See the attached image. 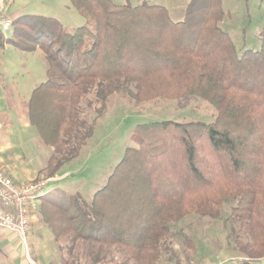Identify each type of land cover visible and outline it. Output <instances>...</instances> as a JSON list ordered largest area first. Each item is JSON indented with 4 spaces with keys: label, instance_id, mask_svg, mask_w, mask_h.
Listing matches in <instances>:
<instances>
[{
    "label": "trees",
    "instance_id": "trees-1",
    "mask_svg": "<svg viewBox=\"0 0 264 264\" xmlns=\"http://www.w3.org/2000/svg\"><path fill=\"white\" fill-rule=\"evenodd\" d=\"M69 1L84 24L69 29L55 17L24 14L12 20L9 37L0 31V46L39 49L47 61L29 110L46 146H68L51 175L92 135L82 116L88 93L102 107L130 86L142 101L196 96L217 115L138 124L137 146L126 148L90 200L48 190L41 199L62 194L64 219L52 225L54 237L120 246L136 252L131 264H156L176 223L192 214L222 219L232 202L227 221L246 238L237 242V264H264V30L259 49L239 53L220 24L223 0H192L180 21L159 4Z\"/></svg>",
    "mask_w": 264,
    "mask_h": 264
},
{
    "label": "rangeland",
    "instance_id": "rangeland-1",
    "mask_svg": "<svg viewBox=\"0 0 264 264\" xmlns=\"http://www.w3.org/2000/svg\"><path fill=\"white\" fill-rule=\"evenodd\" d=\"M113 1L118 4L163 5L173 20L180 21L192 0ZM223 7L226 15L220 24L231 36L237 51L241 53L246 49H259L262 44L260 34L264 30V0H223ZM63 22L72 29L84 24L85 19L81 15H72ZM132 88L130 86L113 92L103 107L95 91L86 94L82 102V116L93 124L92 135L80 146L77 155L62 164L58 170L62 175L59 179L56 174L51 175L52 164L66 154L68 146L64 150L47 146L52 151L49 164L42 176L31 181H51L53 178L48 190L59 187L64 192L79 193L90 200L105 185L124 157L126 148L137 146L138 124L166 119L211 122L217 115V110L211 104L196 96L142 101L129 95L127 90ZM54 192L38 204L45 213L43 215L40 211V224L48 228L49 232H52V225L57 226L64 219L63 206L60 207L62 204L57 201L62 194ZM50 200H56V206H52ZM232 205V202L225 203L222 219L192 214L176 223L173 235L162 241L156 264H237L241 260L237 242L246 238L238 224L227 221ZM57 240L60 252L57 264H131L135 259L133 255H136L135 251L120 246L90 245L73 241L68 236Z\"/></svg>",
    "mask_w": 264,
    "mask_h": 264
},
{
    "label": "crops",
    "instance_id": "crops-1",
    "mask_svg": "<svg viewBox=\"0 0 264 264\" xmlns=\"http://www.w3.org/2000/svg\"><path fill=\"white\" fill-rule=\"evenodd\" d=\"M0 4L12 20L35 14L55 17L65 25L67 16L81 15L69 0H0ZM4 34L9 37L11 31ZM46 72L47 61L39 49L25 52L10 43L0 46V168L16 183L42 176L52 153L31 123L29 110L33 90L45 81ZM55 174L58 179L62 176L59 171ZM29 214V254L15 232L0 227V264H31L29 256L37 264H57L60 259L58 240L40 224V206Z\"/></svg>",
    "mask_w": 264,
    "mask_h": 264
},
{
    "label": "built area",
    "instance_id": "built-area-1",
    "mask_svg": "<svg viewBox=\"0 0 264 264\" xmlns=\"http://www.w3.org/2000/svg\"><path fill=\"white\" fill-rule=\"evenodd\" d=\"M11 28L12 19L5 15L4 7L0 4V31L6 33ZM51 181L54 179L52 178ZM51 181L16 183L0 168V227L15 232L28 254V237L31 231L29 212L37 208L41 197L48 191ZM29 258L31 264H37L30 256Z\"/></svg>",
    "mask_w": 264,
    "mask_h": 264
}]
</instances>
